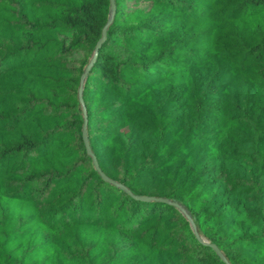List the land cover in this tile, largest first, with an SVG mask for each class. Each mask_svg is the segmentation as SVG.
<instances>
[{"label": "trees", "instance_id": "obj_1", "mask_svg": "<svg viewBox=\"0 0 264 264\" xmlns=\"http://www.w3.org/2000/svg\"><path fill=\"white\" fill-rule=\"evenodd\" d=\"M113 1L0 0V264H264V0Z\"/></svg>", "mask_w": 264, "mask_h": 264}, {"label": "water", "instance_id": "obj_2", "mask_svg": "<svg viewBox=\"0 0 264 264\" xmlns=\"http://www.w3.org/2000/svg\"><path fill=\"white\" fill-rule=\"evenodd\" d=\"M109 2H110V11H111V14H112V13L114 12V9H115L114 1H113V0H109ZM105 31H106V26L102 29V36H101V38L98 40V42H97V44H96V47H95V55H96V52H97V50H98V48H99L101 42H102V41L104 40V38H105ZM95 55H94V57L91 59V61H90V63L88 64V66L86 67L84 75L87 74V72H88V70H89V68H90V66H91V63H92V61H93L94 58H95ZM82 137H83V141H84V144H85V147H86V151H87V153H88L89 155L92 156V160H93V164H94L95 169L99 171V173L101 174V176H102L105 180H109V179H108V178L102 173V171L100 170V168H99V166H98V163H97V161H96V158H95V157L93 156V154L91 153V150H90V147H89V144H88V141H87V136H86V131H85V124L83 125ZM139 198L142 199V200H149V199H150V198L145 197V196H140ZM191 225H192V228L194 229L195 236H196L198 239H200L199 235H198L197 232L195 231V226H194V224L192 223ZM203 243H205V244H209V243L206 242V241H203ZM210 246H211L212 249L215 251V253H216V254H217L222 260H224V261L226 262V260H225V258L223 257V254L221 253V251H220V250H219L214 244H210ZM226 264H228V263L226 262Z\"/></svg>", "mask_w": 264, "mask_h": 264}, {"label": "rangeland", "instance_id": "obj_3", "mask_svg": "<svg viewBox=\"0 0 264 264\" xmlns=\"http://www.w3.org/2000/svg\"><path fill=\"white\" fill-rule=\"evenodd\" d=\"M183 79L182 75L175 76L176 81H181Z\"/></svg>", "mask_w": 264, "mask_h": 264}]
</instances>
